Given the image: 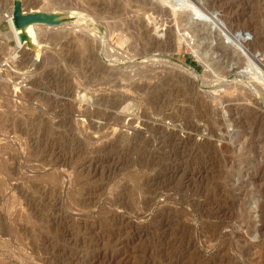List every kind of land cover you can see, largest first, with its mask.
<instances>
[{
	"label": "rangeland",
	"instance_id": "374dc122",
	"mask_svg": "<svg viewBox=\"0 0 264 264\" xmlns=\"http://www.w3.org/2000/svg\"><path fill=\"white\" fill-rule=\"evenodd\" d=\"M161 2L0 0V264H264V0Z\"/></svg>",
	"mask_w": 264,
	"mask_h": 264
},
{
	"label": "bare ground",
	"instance_id": "6f19581e",
	"mask_svg": "<svg viewBox=\"0 0 264 264\" xmlns=\"http://www.w3.org/2000/svg\"><path fill=\"white\" fill-rule=\"evenodd\" d=\"M162 2H161V4L163 3V2H166V1H168V0H161ZM150 4H151V2H150ZM149 4V5H150ZM160 4V6L162 7V5ZM159 6V7H160ZM160 7V8H161ZM152 8V7H151ZM157 8H158V6H157ZM165 8V7H164ZM163 8V9H164ZM158 10V9H157ZM159 11H163V10H159ZM157 13H159V12H157ZM161 14V13H160ZM164 14V13H163ZM167 14V13H166ZM10 16V15H9ZM8 16V17H9ZM177 18V17H176ZM160 19V18H159ZM156 21V20H155ZM158 22V21H157ZM7 24H8V27L10 28V30H11V36L13 37V39L15 40V45H17V47L18 48H20V47H22V44L24 43V41H25V39H24V35H26L27 36V38L30 40V41H32V42H35L36 41V39H35V27H34V22L33 21H29V20H26V19H22V20H17L16 22H14V20L11 18V17H9L8 18V20H7V22H6ZM147 25H149V24H147ZM167 25V24H166ZM161 27V26H160ZM165 28H167V27H165ZM167 32V31H166ZM167 36H166V41H168V40H170V38H171V31H168L167 32V34H166ZM165 36V35H164ZM161 40V39H160ZM171 41V40H170ZM78 42H81L82 43V45L84 44V41H82V39L81 38H79L78 39ZM157 42V41H156ZM148 47V46H147ZM161 47V46H160ZM33 50L35 51V53H36V55L38 56V54H39V47L38 46H35L34 48H33ZM144 50H146V49H144ZM82 51V50H81ZM77 53V52H76ZM79 54V53H78ZM80 54H81V52H80ZM142 54V53H141ZM75 55V54H74ZM74 58H76L75 56H74ZM81 58V57H80ZM30 59V58H29ZM69 61H70V58H69ZM76 64H78V62H79V60H77V59H74L73 60ZM72 61V62H73ZM75 64V65H76ZM187 66V65H186ZM194 70V69H193ZM202 100V99H201ZM194 102H196V101H194ZM193 102V103H194ZM201 102V101H200ZM203 102H204V100H203ZM196 104V103H195ZM204 104H206V102L204 103ZM203 104V105H204ZM198 105V104H197ZM202 105V104H201ZM200 105V106H201ZM199 107V106H198ZM254 110V109H253ZM255 113V112H254ZM203 114H205V113H203ZM203 114H201V115H203ZM200 115V116H201ZM242 117V116H241ZM63 120V119H62ZM65 122H66V120H64ZM42 123V122H41ZM61 124V123H60ZM72 125V124H71ZM74 125H76L77 126V124H73L72 125V127L70 126V130H72V129H78V128H76V126H74ZM39 126V125H38ZM42 127H40L39 129L41 130V131H43V132H45V130L47 129V126L48 127H50L51 125L50 124H48L47 125V123H44V125H41ZM66 126V125H65ZM53 128V127H52ZM67 128V127H66ZM23 127L22 126H20V129H19V131L20 130H22L23 131ZM45 129V130H44ZM26 130V129H25ZM25 130H24V133H26L25 132ZM70 130H68L67 129V131H65V134L68 132H70ZM32 131V130H31ZM36 131H37V129H36ZM38 132H39V130H38ZM32 133V132H31ZM67 133V134H68ZM1 149V148H0ZM2 150V149H1ZM4 164V163H3ZM0 165H1V162H0ZM2 166H4V165H2Z\"/></svg>",
	"mask_w": 264,
	"mask_h": 264
},
{
	"label": "water",
	"instance_id": "95a60500",
	"mask_svg": "<svg viewBox=\"0 0 264 264\" xmlns=\"http://www.w3.org/2000/svg\"><path fill=\"white\" fill-rule=\"evenodd\" d=\"M26 19V20H31V21H36L38 22L39 20H41V18L39 16L36 15H30V14H26V15H21L20 12L16 9L15 13H14V17L13 20L14 22H16L18 19Z\"/></svg>",
	"mask_w": 264,
	"mask_h": 264
},
{
	"label": "trees",
	"instance_id": "16d2710c",
	"mask_svg": "<svg viewBox=\"0 0 264 264\" xmlns=\"http://www.w3.org/2000/svg\"><path fill=\"white\" fill-rule=\"evenodd\" d=\"M188 61L192 62L190 58H188Z\"/></svg>",
	"mask_w": 264,
	"mask_h": 264
}]
</instances>
